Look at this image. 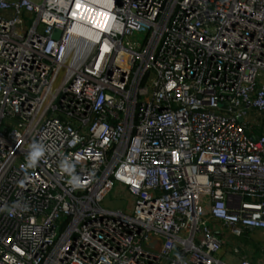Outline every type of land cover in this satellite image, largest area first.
Masks as SVG:
<instances>
[{"label": "built area", "instance_id": "2783aa9c", "mask_svg": "<svg viewBox=\"0 0 264 264\" xmlns=\"http://www.w3.org/2000/svg\"><path fill=\"white\" fill-rule=\"evenodd\" d=\"M2 123L0 264H254L264 0H0Z\"/></svg>", "mask_w": 264, "mask_h": 264}, {"label": "rangeland", "instance_id": "374dc122", "mask_svg": "<svg viewBox=\"0 0 264 264\" xmlns=\"http://www.w3.org/2000/svg\"><path fill=\"white\" fill-rule=\"evenodd\" d=\"M33 2H40V0H32ZM3 123L0 125L2 127ZM131 198L126 192L117 186H114L103 198L101 205L107 208L122 209L129 211L131 208ZM224 239L226 234L222 232ZM231 243L239 244L243 253L249 252L253 254V260L255 264H261L264 261V231L251 230L239 237H228L223 244L224 247H228Z\"/></svg>", "mask_w": 264, "mask_h": 264}, {"label": "clouds", "instance_id": "9594fccd", "mask_svg": "<svg viewBox=\"0 0 264 264\" xmlns=\"http://www.w3.org/2000/svg\"><path fill=\"white\" fill-rule=\"evenodd\" d=\"M42 155V149L36 145L32 146V151L29 153L28 163L29 166H34L38 157ZM72 183V181H70ZM78 186V184L76 185Z\"/></svg>", "mask_w": 264, "mask_h": 264}, {"label": "crops", "instance_id": "0c3cea01", "mask_svg": "<svg viewBox=\"0 0 264 264\" xmlns=\"http://www.w3.org/2000/svg\"><path fill=\"white\" fill-rule=\"evenodd\" d=\"M221 253V252H220ZM249 260H251L254 264L256 263L254 260H253V254L249 253V252H245L243 253Z\"/></svg>", "mask_w": 264, "mask_h": 264}, {"label": "bare ground", "instance_id": "6f19581e", "mask_svg": "<svg viewBox=\"0 0 264 264\" xmlns=\"http://www.w3.org/2000/svg\"><path fill=\"white\" fill-rule=\"evenodd\" d=\"M76 10L75 8L73 9V11Z\"/></svg>", "mask_w": 264, "mask_h": 264}]
</instances>
